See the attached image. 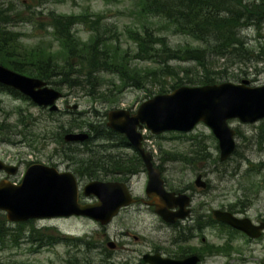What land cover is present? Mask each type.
Instances as JSON below:
<instances>
[{
	"label": "rangeland",
	"instance_id": "1",
	"mask_svg": "<svg viewBox=\"0 0 264 264\" xmlns=\"http://www.w3.org/2000/svg\"><path fill=\"white\" fill-rule=\"evenodd\" d=\"M252 3L260 4L259 0H244V4ZM0 11L13 20L7 23L9 21L5 20L10 18L0 17V26L19 34V41L14 47L24 51L36 48L38 45L52 44L54 47L52 50L57 54L58 59L63 56L60 43L53 37V28L50 27L51 13L79 16L89 11L91 15L99 16L101 31L106 30L105 36L130 54L135 53L137 47L130 39L129 30L141 29V25L147 21L141 17L139 7L134 0H66L64 2L0 0ZM149 25L154 28L155 34L164 36L173 48L184 47L188 43L193 46L199 45L189 37L175 33L173 27L163 19L150 18ZM72 30L77 38L88 41L90 30L87 26L79 24ZM240 34L246 43L245 48L250 50L246 55L247 58L238 57L228 60L210 55L211 77L215 84L225 82L239 84L243 80H248L251 87L264 85V20L259 27L243 28ZM132 61L131 65L142 69L150 66V63L145 61ZM168 63L178 70L190 68L194 73H186L187 76L203 74L195 61L170 60ZM181 77L189 80L183 74ZM72 79L77 81L71 87L67 84L60 86V83L57 87L51 85L63 94V99L57 103L59 111L55 115L45 108L36 106L23 96L15 97L8 92L0 91V159L2 161L18 166L21 162L31 161L32 158L37 157L46 161L52 152H65L69 159L70 154H77L78 159L90 154L89 157L83 158L90 163L77 168L85 169L86 172L92 171L90 166L97 160L94 158L95 154L87 151L85 146H73V149H70L64 137L71 131L76 134L82 132L89 134V123L95 125L107 123V114L112 110L126 109L134 113L141 104L156 96L160 88L159 84H148L145 89L127 87L120 93L112 85L115 83L119 86L120 80L110 73H101L98 80L92 81L94 87L78 74H74ZM170 85L172 86L171 83ZM183 86L194 85L184 83ZM167 88L168 92L165 94L175 90L169 86ZM103 93L107 98L102 97ZM75 106L76 110L73 109ZM72 123L79 124V127L74 128ZM229 125L237 131V149L226 162L220 161L218 140L204 124H199L191 133L166 132L153 135L144 130L145 146L156 158L163 156L166 159L163 165L169 170L166 172L167 178H170V185L175 189L185 188L191 181L193 182L195 171L208 170L210 192L197 199L210 203L211 217L214 210H225L259 223L264 221V136L261 135L264 120L256 124H243L235 119L230 120ZM191 154L195 155L193 167H189L183 160ZM23 172L19 169L17 178L8 179L16 183L17 179L22 178ZM89 174L92 176L93 173L89 172ZM90 176L87 177L91 179ZM92 178L99 179V177ZM3 179L7 177L0 172V181ZM156 222L157 220L145 211L129 209L120 213L108 226H101L90 220L60 223L59 225L69 232L68 237L73 243L58 245L54 251L41 249L38 252H32L37 249L38 243H31L30 231L35 227L41 233H49L46 229L47 222L37 224L30 222L21 227H19L21 224L7 222L6 228L13 231L23 229V240L18 246L10 242L5 245L0 244V261L5 264H70L67 263L70 261L75 264H100L103 260L102 262L107 263L110 258L99 257L100 252L93 251L101 247L106 232L118 237L122 232L131 231L155 241L157 235L153 234L152 230L155 229ZM106 227L109 230H105ZM165 232L163 230L159 234L160 239H167ZM206 237L211 245L230 243L233 246L226 252L212 256L210 254L206 264H264V235L260 239L250 240L241 233H232L219 225H213L210 226V232ZM85 242H90V245ZM124 244L127 247L132 246L129 241H125ZM78 249H81L80 253H77ZM121 254L128 256L131 253L124 251Z\"/></svg>",
	"mask_w": 264,
	"mask_h": 264
},
{
	"label": "trees",
	"instance_id": "2",
	"mask_svg": "<svg viewBox=\"0 0 264 264\" xmlns=\"http://www.w3.org/2000/svg\"><path fill=\"white\" fill-rule=\"evenodd\" d=\"M134 1L139 7L141 17L147 21L141 25V29L135 28L128 32L130 39L137 47L133 54L123 50L118 43H114L105 36L106 30L101 31L99 16L91 15L89 11L79 16L51 13L50 27L53 28V36L60 42L63 58L58 59L57 54L52 50L54 49L52 44L38 45L31 50L21 51L14 47L19 41V34L0 26V64L23 75L47 81L56 87L58 83L60 86L67 84L71 87L77 81L72 79L74 74L84 77L93 84L92 81L98 80L101 73H110L120 80L119 86L112 84L120 93L127 87L145 89L148 84H159L158 94H165L168 92L167 86L174 90L183 86L184 83L194 86L214 85L215 82L210 72V55L228 58V60L238 57L247 58L246 55L250 53V50L245 48L246 43L240 32L248 26L259 27L261 21L264 20V0H259L260 4H244V0ZM0 17L10 18L3 11H0ZM150 18L165 20L173 27L175 33L189 37L199 45L193 46L188 43L184 47H171L164 36L154 33V28L149 25ZM5 21L13 22L11 18ZM79 24L89 28L88 41L80 40L73 32L72 29ZM132 60L145 61L150 63V66L142 69L131 65ZM170 60L195 61L203 74L200 75L197 72L199 75L187 76L186 73L192 71L190 68L178 70L169 65ZM181 74L189 80H184ZM0 91L21 97L18 92L1 85ZM102 97L107 98L104 93ZM55 114L52 113V115ZM72 125L74 128L79 127L77 123H72ZM89 128L91 138H121L126 143L125 138L108 129L106 123L97 125L89 123ZM261 135L264 136V126L261 127ZM91 152L97 159L96 150H91ZM106 164L110 167L109 163ZM5 225V215L0 214V244L5 245L10 242L18 245L23 236V229L13 231ZM213 225H219L232 233H239L226 225L217 223L210 216V226ZM35 232H37L36 235ZM29 238L33 244L38 243L39 247L48 243L47 235L42 234L35 227H32ZM54 241L57 242V238H54ZM70 243H73L71 239ZM232 248L230 243L217 246L210 244V254L211 256L217 255ZM230 253L224 254L230 255ZM69 263L75 264L73 261ZM0 264L5 263L0 261Z\"/></svg>",
	"mask_w": 264,
	"mask_h": 264
},
{
	"label": "water",
	"instance_id": "3",
	"mask_svg": "<svg viewBox=\"0 0 264 264\" xmlns=\"http://www.w3.org/2000/svg\"><path fill=\"white\" fill-rule=\"evenodd\" d=\"M0 84L19 91L39 107L58 110L56 102L62 94L42 80L18 74L0 64ZM249 84L248 80H243L240 84L225 82L198 87L183 86L170 94H159L145 101L133 115L126 110L109 112L107 127L124 135L141 154L149 172L148 192L159 193L169 202L174 194L164 190L160 171L153 166L151 154L142 147L143 135L140 130L145 127L153 135L188 133L202 123L211 129L218 140L220 161L225 162L236 150V130L230 127L229 121L238 119L243 124H254L264 120V85L251 87ZM65 138L67 142H84L89 135L68 133ZM0 171L16 175L18 168L0 161ZM197 183H201V177ZM84 191L86 196L92 195L102 202L117 204H77L78 185L72 173L60 174L53 168L34 165L26 171L21 184L15 185L7 180L0 182V211L6 214L11 223L75 215L108 225L121 209L132 205L127 204L133 199L122 183L94 181L86 185ZM172 207V204L160 207L157 213L169 223L185 217L186 214L171 213ZM213 215L216 221L252 239L260 238L264 232V222L255 225L249 218H239L221 210H215ZM145 261L150 264H198L199 258L192 256L172 260L160 255H148Z\"/></svg>",
	"mask_w": 264,
	"mask_h": 264
},
{
	"label": "flooded vegetation",
	"instance_id": "4",
	"mask_svg": "<svg viewBox=\"0 0 264 264\" xmlns=\"http://www.w3.org/2000/svg\"><path fill=\"white\" fill-rule=\"evenodd\" d=\"M89 141L83 143V145L72 143V145L69 144V147L73 149V146H85L88 151L96 150L98 158L90 166L92 171L86 172L85 169L77 168L78 166L84 167L87 163H90L89 160H83V158L89 157L90 154H85L80 159L76 157L77 154H70L71 158L69 159L65 152H52L46 161H42V158L40 159L38 157L35 159L32 158L31 161L27 160V162L19 163L18 167L21 171H24L21 174L22 178L28 167L33 164L45 165L56 169L60 173H73L79 187L77 204L83 205L117 204L114 202H102L92 195L86 196L84 188L90 182L122 183L126 185V190L130 193L133 200L127 203L132 205L123 208L120 213L129 209L140 210L141 212H147L154 217V220H157L156 227L152 230V233L158 237L154 238L155 241L141 237L131 231L122 232L118 237H113L109 232H106L101 247L93 251H99V257H106L111 260H107V263L101 260L100 264H150L145 261V256L148 255H160L163 258L172 260H184L192 256H197L199 258L198 264H206L210 259V241L206 237L207 233L210 232V203L208 201L202 202V200L200 201L197 198L210 192V181L207 179L210 174L208 170L195 171L193 182L191 181L185 188L175 189L170 185V178H167L166 172L169 170L163 165V161L166 159L163 156L156 158L155 155L151 154V162L160 171V176L164 183V190L168 194H174V197H171V200L167 202L159 193L148 192L149 172L146 163L141 154L134 151V148L128 140L125 143L121 138L95 137L90 138ZM143 146L146 148L145 143ZM189 157L183 160L186 161L189 167H193L195 155L191 154ZM106 163H109L110 167ZM89 172L93 173V175L91 174L92 177L96 176L99 179H93ZM87 176H90L91 179ZM199 177H201L200 184L197 183ZM22 178L17 179L15 184H21ZM168 204H172L173 206L170 208L171 213L186 214L185 217L179 218L173 223L164 221L158 215L157 210L160 207L168 206ZM72 220L92 221L86 217L72 216L69 218L59 217L34 221V224L42 222L48 223L47 230L49 233L46 247L54 251L56 246L66 244L65 239L70 235L59 224H65ZM107 229L106 227L105 230ZM163 230L166 231V235H164L167 239H160L159 234ZM55 236L60 241L55 242ZM125 241L132 243V246L127 247L124 244ZM46 247L43 250L47 249ZM124 251L131 254L124 256L121 254ZM80 252L81 249H78L77 253Z\"/></svg>",
	"mask_w": 264,
	"mask_h": 264
},
{
	"label": "bare ground",
	"instance_id": "5",
	"mask_svg": "<svg viewBox=\"0 0 264 264\" xmlns=\"http://www.w3.org/2000/svg\"><path fill=\"white\" fill-rule=\"evenodd\" d=\"M66 135V134H65ZM64 139H66L65 137H64ZM67 155V154H66Z\"/></svg>",
	"mask_w": 264,
	"mask_h": 264
}]
</instances>
